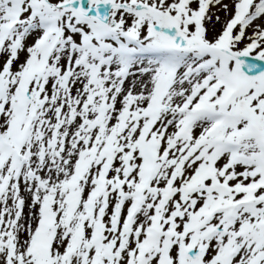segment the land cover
<instances>
[{"label": "snow or ice", "instance_id": "6c2138e0", "mask_svg": "<svg viewBox=\"0 0 264 264\" xmlns=\"http://www.w3.org/2000/svg\"><path fill=\"white\" fill-rule=\"evenodd\" d=\"M0 264H264V0H0Z\"/></svg>", "mask_w": 264, "mask_h": 264}]
</instances>
